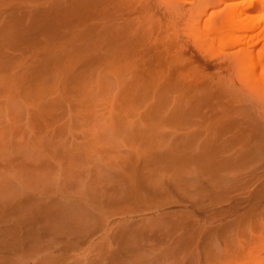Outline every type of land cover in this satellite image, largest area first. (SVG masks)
I'll return each mask as SVG.
<instances>
[{
  "label": "rangeland",
  "instance_id": "obj_1",
  "mask_svg": "<svg viewBox=\"0 0 264 264\" xmlns=\"http://www.w3.org/2000/svg\"><path fill=\"white\" fill-rule=\"evenodd\" d=\"M29 1L30 2L34 1L35 3H37L38 9H41L42 8L41 4L46 2V0H20V2L24 4H27ZM174 1L175 0H171V2H174ZM179 1L180 2L183 1L182 2L183 4L186 3L184 4L185 7L189 8L187 9V11L188 12L190 11L193 16L191 17L189 16L190 18L186 17L185 21L177 25L174 23L173 25L171 24V27L170 25H168L167 31L163 30L164 32L162 31V34H160L158 37L163 35V37L167 40V38H170V37L172 38L174 36L172 38V42L175 45V48L173 49V53L175 51H177V53L178 51L180 52L178 53L179 58H180L179 59L180 64H181L180 68L178 69L179 70L178 72H181L180 74H185L186 76L187 73L193 70V72L195 71L194 73H199L203 76L202 79L200 80L201 83H204L206 80L208 81V83L204 85L205 87L208 86V87L215 88L217 85L219 86L221 84L223 88L229 90V91H226V93H224L223 90L225 89L222 88L223 93L221 96H218L221 93V88H220L221 85L220 87H217V88H220L219 94L216 88L215 89L217 93L214 91H211L212 88L208 89V92L209 91H211V93L213 92L212 95L205 91L206 93L209 94L210 98L214 97L217 94H218L217 96L219 97L217 98L216 96L217 99L214 98V100L216 99L217 102H214L213 98L210 99L211 101L208 100L207 98L209 97H208V94H206L207 103H209L210 101V103L214 104L212 105L213 107L219 102L220 106L223 108L221 109L220 107L219 109L216 107L217 106L216 105L215 107L211 109L214 110V108H217V110H222L221 112L223 113H225V111L223 110L224 109L226 110V108L224 107L228 106L229 109L226 110V114H223L221 112L219 113L218 111L215 110V111H212V113L216 112L217 114L216 113L214 114L217 116H214V114L210 115L211 109L209 110V108L211 107V104L209 103L210 107L207 106V104L205 103V99H204L205 106L207 107L203 105L204 103H201V105L203 107L202 110L207 109L205 111H202V112H206L205 114L206 117L205 115H202L200 116L201 118L198 120L201 121L200 122L201 124L202 123L207 124L205 125L204 128H208L211 124L216 123L217 121H219L218 119L222 117V116H218V113L223 116H227V114H229L227 117H223V119L221 118L220 119L225 120L228 118L227 119L228 121L225 120V122L230 123L231 121V124L233 122L237 123L238 119H240L239 123H240L241 128L242 126L243 127L246 126L245 128H242L241 130L237 128L239 126V123L238 125H236V127H230L231 124H229V126L228 124H226L227 127H230V128H227V130L230 131L231 134L227 133V130L226 132H223V130L225 129L223 126H220L222 125L223 121H219L217 125H219L220 128L222 127L223 129V130L221 129L220 132L226 133L224 136L219 135V136L224 137V138L221 137L222 140L223 139L226 140L225 143H223L224 140L223 142L221 141L223 145L221 143L219 146L222 145V147H225V145H227L226 142H229L227 140H231L232 142L234 141L233 143L232 142L228 143L226 147L228 146H231V147L226 148V152H225L226 154L223 153L224 156L226 155V158H223L224 156H222L223 155L222 154L221 155L222 159L224 161L228 159L231 162V163L229 162L231 164V166L229 167H232L233 163H235V165L241 163L240 165L242 166H240L239 168H237V166H234V169L233 168L221 169V171L224 170L225 175L224 174L222 175V172H219L220 171L219 170L218 172L221 174L220 176H218L219 180H217V182H220L221 178H224V177H225V180L222 179L221 183L214 182L216 183V185L213 183L212 185L214 186H211V187L206 182H205L206 184H203L204 182H200V181H197L196 183L195 182L196 180H192V176L189 174H187L186 176L184 173L182 174L178 172L176 174L174 171H171L172 167L170 168L168 158H165L163 155L162 157L160 156L169 148V145L172 143L174 139H177L178 137L180 138V136L183 135L184 137H187V139H184L185 141H183V144L186 143L187 142L186 140L189 139L190 132L192 133L193 129L192 128L187 129L186 127H181V129L186 128L185 130L184 129L181 130L178 125H177L178 126L177 128H179V130H177L176 127H174V129H171L172 127L170 125H173V124H170V123L172 122H167L169 121V116H167V114H169L168 112L171 111L170 109H173V107H171L172 104L168 103V102H172L171 99L167 102V106H164L163 108L160 107L161 113L160 111H158V108H155L157 106H154L158 104H154V103H159V102H156L158 101L157 100L158 95H161V96L163 95V97H165L164 99H166V96L170 97L173 95L171 97L173 98L179 95V100L181 99L180 102H185V101H188V99H192L190 97L191 95H193V92L185 91V94H183L184 92H177V93H180V94L176 93L177 95L170 94V93H166L167 94L166 95L164 93L155 92L156 97H154L155 95L153 94L154 92L153 90L152 92H150V90L149 91L147 90L145 92L141 90H131V89L126 90L123 87L126 84H129L128 82L132 80V74L128 75V73H132V72H129V69L135 72H136V69L137 71H141V70H138L137 68L138 66H137L135 67L136 69L134 68L135 70H133V68L126 69L127 70L126 72L125 68L129 66L128 63L130 59L127 62V65L125 62H116V63H113L111 66H107V63L106 62L103 63L101 60L99 61L97 60L90 65L88 64L84 66H74L73 65V70L81 71L84 73V75L86 76L84 80L81 82L65 83V86L67 87L68 92H66L64 88L59 86L57 93H53L51 95L45 96L48 98V100H51V99H54V98L56 99L60 97V95H63V94L66 95L67 100L69 102H64L63 106L66 107V103H69L71 105L70 115L65 114L62 118H60L58 122H56V124L52 125L53 127L51 126L48 129L47 134L44 131L42 134L43 136L41 135V138H40L41 139V142L39 143L40 145L38 147L36 146L37 148H34V147L32 148V146H29L30 149L28 152H31L32 154L34 153V155L41 154L43 156L46 155L49 157H55V159H58L57 161L60 160L58 163L59 164L61 163L60 164L61 166L55 164L52 168L45 170L44 176L47 177V175L50 174L48 176L49 177L48 181L51 182V184L49 182L50 185H54V184L59 185L60 183L63 189L67 190L68 192L74 195V196L72 195L73 196L72 200H74V211L77 210V212L75 211L74 217L76 218L77 215H79V217L77 216L78 218L74 220L73 233L72 231L69 232L68 235L70 236H67V234L66 235L62 234L60 236H57L56 238L57 242L55 241V244L53 243L54 246L47 245L46 241L48 239L46 240L45 238H42L43 244H42L41 249L43 250H40L41 254L40 252L39 253L36 252L35 257H32V256L29 257L30 255H32L30 254V252H33V251L25 249L22 255L24 256L25 254L26 257L24 256V258L25 259L28 258L29 261L25 260V261H28L27 263L34 264L33 261L37 257L36 254L38 255L40 254V258L39 257L36 258L38 260L41 258H43L42 260H44L46 259L45 257H50L53 254V256L55 255L58 256V258H56L57 260L56 263L53 262L55 264H110V262L111 264H113L114 262H115L114 264H122V263L123 264H139L138 261L140 259V256L146 252L147 254L145 253L144 255H148L151 253L154 254V255L151 254L150 256L148 255L149 257L147 256L145 260L147 262H149V260H152V259L155 260L157 256L159 257L163 256L162 254H167L168 257L171 256L170 258L163 257L162 259H159V257H157L160 260V262H162L161 264H188V263L189 264H195V263L196 264H264V143H263L264 142V118L261 120L256 119L255 115H252V113L245 111L246 110L245 104L243 103V101L240 100V97L237 96L236 92H234L233 90L231 91V89L227 88V85L225 84L226 83L225 81H227L226 77L228 76V73L231 74L234 71L231 72L224 68V65L228 64V59H227L228 56H225L221 53L220 54L217 53V52H220V50L218 49V40L214 39L215 35L210 34L211 32L209 31L211 30H208V29L206 30V28L203 27L205 24L202 25L203 23H201L200 25L195 24L196 26L193 28V25L195 23L193 20L194 19L193 17L195 16V14H197V12H200V10L206 7L204 6V3L207 4V2H204L205 0L196 1V2H194L193 0L192 1L191 0H179ZM190 2H193V3H190ZM175 3H177V1ZM182 3L180 4L183 5ZM206 17L207 16L205 15L204 19ZM165 25H166V21H165ZM66 26L67 25H63V26L61 25L59 27L58 34H61L59 38H57L56 36L51 39L52 40L51 42H47L40 37L41 40L36 45H29L28 42L21 43L19 47L15 48L16 53H13L15 49H11L9 51L10 55L14 57H18V58L20 57L25 58V62H28V65L31 64L30 63L31 61L29 60H31L33 58L32 56L35 54L38 57L43 58L46 52L52 49H55L56 47H59L61 43H65L68 40L66 39L67 37L66 35L70 34L69 32L70 30H69V27L68 26L66 27ZM198 27L201 29L199 30ZM206 27H209V26H206ZM176 30L180 31L179 36L176 35L177 33ZM165 32H169V33L168 34L166 33L165 35ZM169 34H173V35L169 36ZM207 35H208V38H207ZM63 36L66 39L64 40L65 42L62 40ZM210 38L217 40L215 44L214 42L213 44L212 42H210L211 41ZM61 40L63 42L60 43ZM209 42H210L209 48L216 45L217 46L216 49H218L219 51L215 50L214 52H210V50L212 51L214 48H211L208 51L207 45L209 44ZM207 52L209 53L206 54ZM210 53L212 55H210ZM215 54L222 55L221 57L219 56L221 59L219 60L218 55H215ZM224 56L225 58H222ZM0 60L2 61V62L0 61V67L1 66L3 67V68L1 67L2 69L0 68V79H1V73H2V76L4 74L5 75L7 74L6 75V78H8L7 80L10 81V83H13L12 79L10 80V78L12 77V74L14 72L15 73L21 72L22 69L18 66V62L16 61V59L15 61L12 59L13 62L9 60H4L1 58ZM135 60L137 59H134V61ZM218 60H219V63H218ZM3 62L5 63V65L3 64ZM14 62L17 64H14ZM193 62L195 63L194 66H192ZM9 64L10 66H8ZM14 65H17V67H14ZM4 66H7V67L4 68ZM11 66H13L14 68H12ZM140 69L144 70L143 68H140ZM219 71L221 72L222 75L220 73H217ZM239 71H240V67L236 69L237 75L244 73L243 70H241V72ZM224 73H226V75ZM192 75L194 74L192 73ZM4 76H3V79L5 78ZM188 76H190V74H188ZM199 76L200 75H198V78H196L197 76L193 77L195 79H191L190 82L191 83L194 82L196 84V79H200ZM61 77L62 76H60V78ZM211 77L212 78L214 77V79H211ZM222 78H224V80ZM3 79H1L2 81L0 80L1 81L0 82V110H1L0 111V124L4 123L3 125H6V123L9 122V120H11L12 123L15 121V123H13V126H14L12 130L13 134H11L13 135V139L12 138L10 139V143L13 147L11 145H10L11 147L8 145L9 147L5 149L6 151L8 150L15 151L18 148L17 145H21L22 143L29 144V145L32 144L29 132L22 130L20 134V127H21L20 125H24L25 123L24 120H26L28 116L27 110H30V111L33 110V103H35V100H32V98L30 99V97L23 95L21 93L20 94L13 93L15 94V96L13 97V94H11V89L9 90V86L10 88L14 89V85L13 87H11V85H9L10 83L9 82L4 83L5 79L4 81ZM124 81H126V84ZM186 82L190 83L189 81H186ZM197 82H199V80ZM6 83L9 85V86L7 85L8 87L6 86ZM56 83L57 82L55 78H49V79L41 80L39 82V87L41 89L45 88V89L52 90L55 87ZM194 83L191 84L192 86L190 88H192V90L195 92H198V91L200 92L201 89L205 88L203 87V88L198 89L197 87L198 85H196V87H193ZM201 83H198L201 85L199 87L203 86ZM193 88L194 89L196 88V89L194 90ZM5 92H8V94ZM9 92H10L11 98L9 97ZM187 92L191 94H188ZM259 92L260 93L251 92L252 95L255 97L256 105L264 103V92L262 91H259ZM200 93H198V96L199 95L200 97L203 95L206 96L205 93L204 94H202V92ZM182 96H183V99H186V100H182ZM185 96H189V98H186ZM198 96L196 97L192 96L196 98L195 99L197 100L196 103H198V99H197L199 98ZM17 98L20 100L17 101ZM9 99H11L12 102ZM162 102L163 101H161L160 103ZM172 103H176V102L173 101ZM169 104L171 105L170 107L168 106ZM184 104L191 105L190 103H184ZM198 104H194V105H198ZM19 105L21 106L22 111ZM7 106L9 109L6 108ZM208 110L210 111V113ZM202 112L200 113V115L203 114ZM197 115H195L196 118H197ZM209 115L216 117V118L214 120L212 117H211L212 119H209L207 117ZM242 115L244 116L247 115L246 116L247 118L243 117ZM128 118L130 120H128ZM152 118H155L156 120ZM234 118H236V120ZM202 119L205 121L213 120L214 122L213 121H210L212 123H208L207 121L202 122ZM194 120L198 121L197 119H194ZM242 120H244V123H242L243 122ZM180 122L182 121L180 120ZM64 124L65 126H63ZM256 124H258V126L260 127L255 126ZM174 126H176V124H174ZM211 126L214 129L216 127V124L211 125ZM248 126L250 130H247ZM60 127H62L61 130L59 129ZM254 127H256V129H254ZM217 128L218 127H216L215 130L218 133ZM233 128H237L238 130L236 129L232 130ZM235 131L236 132L238 131V134ZM243 131L247 132V133H244V135L245 134L247 135L248 133H253V134H249L250 136L249 140L247 139L248 135L246 137L243 135ZM184 132L186 133L184 134ZM44 134L49 138H47ZM9 135L8 137L10 138L11 135L10 136ZM191 136H193V133L191 134ZM237 139H239L240 141ZM202 140H204V138H202L200 142H203ZM219 140L221 139L218 138V141ZM258 140L260 142H258ZM240 142H242V144L244 145L241 146ZM245 143L247 145H245ZM41 144L43 145V147ZM229 144H234V145H229ZM155 145H158V146H155ZM248 145H251V146L249 147ZM150 147L152 148L153 151H151ZM160 147H161L160 151L156 150V149H159ZM2 148L4 147L0 146V149ZM233 148L234 149L236 148V150H234ZM253 148L256 149L255 150L256 153L252 151ZM245 152H248V154ZM158 154L160 156H158ZM70 155L71 156L74 155L73 160L72 158H70ZM137 156L138 158H136ZM141 156H143L144 158H141ZM139 157L143 160H140ZM159 157L161 159L164 157L163 160H167L164 163H167V164L163 165L164 164L162 163L163 161H161V164H160L158 162ZM234 157L237 160H235ZM230 158L236 162H233ZM146 159L151 161V163L149 162V166H148L149 168H147L146 165H144L145 164L144 161H146ZM228 160L226 161L228 162ZM160 165L161 166L163 165V167H160ZM183 165H179L180 168L178 169L181 170L182 167L184 168L185 166ZM228 165L229 164L224 165V166L228 167ZM70 166L71 167L74 166V167L71 168ZM134 166L136 167L134 168ZM69 170L73 176H70L71 174L69 173ZM72 170L73 172H71ZM183 170H185V168ZM62 171H63V174H62ZM64 171L70 174V175L68 174L69 178H68V175L65 174ZM180 172H183V171H180ZM227 172L229 174L231 173L230 177L227 175ZM143 173L147 175H143ZM131 174H133V176H126L127 178L126 180L131 181V183L133 182V184H129V186H132L131 188L127 186L129 182L128 183L123 182L124 184L121 183L123 184L122 186L126 185L124 186L125 188L120 186V184L118 185L117 182H119L121 179H122L121 181L123 180L126 181L125 175H131ZM141 174L143 176H149L150 178L154 179L155 182L149 181L151 184L156 183V182L161 184L160 186L162 188V191H164V194L161 192H157V195H155V193L154 194L148 193L150 189L148 188L149 184L147 185L146 183L149 178L143 177V176L141 177L140 176ZM120 175L122 176V178L120 177ZM123 175H124V178H123ZM175 175L176 176L178 175V176L176 177ZM51 176H52V179H50ZM66 176L69 180L70 179L71 180L68 181V179L65 178ZM129 177L135 178V180L133 179L130 180L128 179ZM144 178L146 179V181ZM60 179H63V180L66 179V180L63 183V180H60ZM57 181L58 183L56 184ZM135 181L137 184L134 183ZM137 181L140 182L139 184L143 185V186L140 185L139 187V188L143 187V189L141 190L143 194L141 193V196L142 197L144 196V198L147 196V200H148V197L153 196L152 197L153 199L150 198L148 201L146 199L140 200V198L138 199L137 197L133 196L135 199L137 198V200H140L139 202H136L137 200L134 201L133 200L134 198L133 199L131 198V195H133V193H131L130 195V192H138L139 188L135 189V186L137 185L138 187L139 185ZM142 181H143V184H142ZM185 181L188 183H186ZM176 182L179 184L178 186H176ZM67 183H68V186H67ZM202 184L204 186H202ZM192 185H197V186H192ZM217 185L221 187H217ZM222 185L224 187H222ZM163 186H164V189H163ZM200 186L204 188L202 189V187ZM206 186H209V188L208 187L206 188ZM120 187H121V190H119ZM157 187H159V185H157ZM68 188L70 191L68 190ZM97 188H98V191L99 190L100 191L102 190V191L98 192ZM132 188H133V191H132ZM146 189H148V191ZM144 191H147V194ZM118 192L120 193L118 194ZM121 192L127 193L125 194V196L129 195V198H131V200L129 199L130 202H128L129 200L127 201L123 200L122 202H117V199L120 196ZM102 194H104L103 195L104 197L101 196ZM154 195L156 197H154ZM159 196H160V199L157 198ZM162 196L164 197L162 198ZM110 198H112L113 200ZM155 198H157V200H155ZM161 199L163 202H161ZM176 200L178 202H176ZM101 201H102V204H101ZM105 201L106 203L110 201H114L115 203L114 202H110V203L117 204L116 205L117 207L115 205L112 206V204L110 203L106 204L104 203ZM124 201H126L128 205L127 203L123 204ZM76 203H78L80 206L77 204L79 206L77 207ZM86 205H89V206L86 207ZM75 208H78V209H75ZM79 209H83L84 212L82 213L83 210H79ZM177 213H179V215L181 213L182 214L181 216H179ZM172 214L174 215L172 216ZM99 215L100 216L103 215V216L100 217ZM174 216H177V217H174ZM104 218H106L108 222H106L107 220ZM169 219L171 222L168 221ZM103 221L104 223L106 224L108 223L112 227L106 224H105L106 226L105 225L103 226V224H101V222ZM173 221H177V222L180 221V223H178L179 225L178 224L174 225V223H172ZM181 221L184 222V225L183 224L181 225V223H183ZM185 221H187V223ZM157 222L158 224L162 226L167 225L166 227L167 229H165L164 226L160 227V225H158ZM97 223L98 224L100 223V224L96 226L97 228H94L95 227L94 225H97ZM75 224L77 225L75 226ZM84 224L86 225L91 224L94 227H92L91 225H89L91 227H88V226L85 227ZM168 225L171 227H168ZM180 225L182 226V228ZM187 225L190 226L189 227L190 229L186 228L188 227ZM83 226L85 227V230L86 228H88L91 231V233L89 234L88 232H85V230L83 231L82 230L84 229ZM138 226H140L139 227L140 230L139 228L138 230L135 229ZM101 227L103 228L106 227V229H101ZM159 227L164 228V229H160ZM141 228L143 230L145 229L146 232H143ZM96 229H98V232ZM185 229H189L190 231L191 230L193 231L189 234L188 230H185ZM207 229L210 231H208ZM194 230H196L197 232ZM121 232L123 233V235L125 236L127 240H130L128 239L129 237L131 238V240L133 239L132 241L134 242L133 245H130L132 244L130 243L131 240L126 241L124 238H123L124 241H126L127 243L126 245L123 244L124 241H122L123 239L120 238L122 235ZM124 232H126L127 234L126 233L124 234ZM184 232H187V233H184ZM86 233L88 234V236ZM114 233H116L115 234L116 236H114ZM119 234L120 236H118ZM186 234H188L187 235L188 237H192L190 238L191 240L187 238L188 242H190V244L187 243V245H191V246H186L185 249H183V247L180 245L181 242L174 244L175 240H178V239L181 240L180 237L185 236ZM78 235L80 239H78L79 237H76ZM126 235H128L129 237H127ZM158 235L159 236L161 235V237H159ZM190 235H193V236H190ZM113 237H115L116 239L115 238L113 239ZM160 238L162 239V241L160 240ZM183 238H186V237H183ZM69 240L73 241L74 243H70ZM213 241H217V242H213ZM69 243L73 245L71 246ZM219 243L221 244V246L218 247L217 245ZM163 244H166V245H163ZM176 244H178L180 247ZM139 246L144 247V248H140ZM166 247H168L169 249ZM171 247H176V248L178 247V248L177 249L174 248L173 250ZM179 248H181V250ZM158 249L161 250V252ZM165 249L167 250L165 251ZM218 249L220 250V252L223 251L222 256L226 257V258L223 257L225 259H223L222 261L218 257L220 256V254L217 255L218 253H220ZM118 250L120 251L118 252ZM48 251L51 253H49ZM150 251L152 252L150 253ZM163 252H166V253H163ZM118 253L122 255L119 256ZM201 253L203 254L201 255ZM27 254H30V255L28 256ZM193 255L195 257H192ZM197 255L200 258L197 257ZM121 257L124 258L123 262L121 261V259H119L120 261L118 260V258H121ZM154 262H157V261H154ZM20 263L24 264L23 261H21Z\"/></svg>",
  "mask_w": 264,
  "mask_h": 264
},
{
  "label": "bare ground",
  "instance_id": "obj_2",
  "mask_svg": "<svg viewBox=\"0 0 264 264\" xmlns=\"http://www.w3.org/2000/svg\"><path fill=\"white\" fill-rule=\"evenodd\" d=\"M176 1H177V3H175ZM193 1L196 2V1H201V0H193ZM182 2H180L179 0H175L174 2H171V0H46L45 3L41 4L42 8L38 9L37 8L38 4L35 3L34 1L33 2L29 1L27 4H24V3L20 2V0H3V1L0 0V58L4 59V60H9L11 62H13L12 59L14 61L16 59V61L18 62V66L22 69L21 72H17V73L14 72L12 74V77L10 78V80L12 79L13 83H10V81L7 80L8 79V78H6L7 74L6 75L4 74L5 76L3 75L5 77L4 78L5 81H4L2 73H1V79H3L4 83L9 82L10 83L9 85H11V87H13V85H14V89H13V88H10V86L6 83V86L7 85L9 86V90L11 89V94H13V93L20 94L21 93L23 95L30 97V99L32 98V100H35V103H33V110L32 111L27 110V114H28L27 119L24 120L25 121L24 125H20L21 126L20 127V134H21L22 130L29 132L32 144H30V145L25 144V143L23 144L21 142L22 144L17 145L18 148L15 151L14 150L6 151L5 149H7V147H9L11 145L10 139L11 138L13 139V135H11V134H13V131H12L13 127H14L13 123H15V121L12 123V121L9 120V122H7L8 125H7V123H6V125H3L4 123L0 124V146L4 147V148L0 149V264H21L20 263L21 261H23L24 264H29V263H27L29 261L28 258L27 259L24 258L25 254H24V256L22 255L25 249L33 251V252H30V254H32V255L27 254L28 256L30 255L29 257H31V256L35 257L36 252L39 253L40 250H43V249H41L42 244H43L42 238H45L46 240L48 239L46 241L47 245H53L54 246L55 241L57 242V240H56L57 236H60L62 234H65V235L67 234V236H70V235H68V233L71 231L73 233L74 220L79 217V215H77V214L76 215L78 217L77 216H76V218L74 217L75 211L77 212V210L74 211V200H72L73 199L72 197L74 195L72 193L68 192L67 190L63 189L62 185H60V183H59V185H55V184L50 185L51 182L48 181V178H49L48 176L50 174L47 175V177L44 176L45 170L52 168L55 164L61 166L60 165L61 163L60 164L58 163L60 160L57 161L58 159H55V157H49L46 155L43 156L41 154L40 155L36 154V155H38V156H36V155H34V153L32 154L31 152H28L30 149L29 146H32V148L33 147L37 148L40 145L39 144L41 142L40 138H41V135L43 134L44 131L47 134L48 129L52 125L56 124V122H58V120L60 118H62L65 114L70 115L71 105L69 103H66V107L63 106L64 102H69L67 100L66 95L63 94V95H60V97H58L56 99L54 98L51 100H48V98L45 96L51 95L53 93H57L59 86L64 88V90L66 92H68V89L65 86V83H67V82H71V83L81 82L84 80V78L86 77L84 75V73L81 71L73 70V65L74 66H84L87 64L90 65L97 60L98 61L101 60L103 63L106 62L107 66H111L113 63H116V62H125L127 65V62L130 59L129 63L130 62L131 63L130 64L128 63V65L130 67L127 66L125 68V70L128 68H131V69L133 68V70H135L136 69L135 67L138 66L137 67L138 70H141V71H137V69H136V72H135V71H131L129 69V72H132V73H128V75L132 74V80H130V82H128L129 84H126V81H124L126 85L123 88H125L126 90L127 89L141 90L144 92L147 90L148 91L150 90V92H152V90H153L154 91L153 94L155 95L154 97H156L155 92L164 93V94L170 93V94H174V95L180 94L177 92H184L183 94H185V91L193 92V95H191V97H190L192 99H188V101H185V102H180L181 99L179 100V95L176 97H173L174 100H173V98H171L173 95L170 97L166 96V99H164L165 97H163V95L162 96L158 95V97H157L158 101H156V102H159V103H154V104H158V105H154V106H157L155 108H158V111H160V113H161L160 107L163 108L164 106H167V102L170 99L172 102L175 101L176 103L168 102V103L172 104V106L170 104L168 106L173 107V109H170L171 111L168 112L169 114H167V116H169V121H167V122H172L170 124H173V125H170L168 123H166V124L170 125L172 127L171 129H174V127L177 128L178 126L180 129H181V127H186L187 129L188 128L193 129V132H192L193 136H191L192 133L190 132V137L188 136L189 139L186 140L187 141L186 143L183 144V141H185L184 139H187V137H184L182 135L179 138L176 135L179 139L178 138L174 139L171 144L168 143V144H170L169 148L163 154H161V156L159 155L160 153L158 154V156H160V157H162V155H163L165 158H168L170 168L172 167L171 171H174L176 174L178 172L182 173V174L184 173L185 176L187 174H189L192 176V180H196L195 181L196 183H197V181L204 182L203 184L207 183L211 187V186H214V185H212L214 182H217V180H219L218 176H220V174H221L219 172H222V175L223 174L225 175L224 170L221 171V169H229V168L234 169V166H237V168L242 166V165H240L241 163L236 164V165H235V163H233V166L229 167V166H231V164H230L231 162L228 159H226V160H228V162L225 160L226 161V163H225V161L222 159V156H224V154H226L225 153L226 148L231 147V146H228V147H226V146L228 145L229 142H232V141L227 140V141H229V142H226L227 145H225V147H222L223 143H225L226 140L223 139L224 140V142H223V140L221 138L226 134L223 132H226L227 128L236 127V125H238L240 119H238L237 123L233 122L232 124H231V121H230V123L225 122V120H227L228 118L225 120H221V119H223V117H227L229 114H227V116H223V115L219 114L222 111V110H217V108L220 109V107H221L219 102H218L219 105L215 103L217 105V106L215 105L217 108H214V110L211 109L215 106L212 107V105H214V104L210 103V101H211L210 99L213 98V100H214V98H216V96L219 94V91H220L219 89L221 88V93L218 96H221L223 92L226 93V91H229V90L223 88L221 84H220L221 87H220V85L219 86L217 85L215 88L217 89L218 94L215 95L214 97L210 98L209 94H211V95L213 94V92L211 93V91H214L216 93H217V91L215 88L204 86L208 83L207 80L204 83H201L200 80L203 77L201 74L194 73L195 71L193 72V70H191V72L187 73V75L185 76V74H180L181 72H178L179 71L178 69L181 66L180 60H179L180 58L178 55V53H180V52L178 51V53H177V51H175L173 53V49L175 48V45L172 42V38L174 36L172 38L171 37L167 38V40L163 37V35L158 37L160 34H162L163 30L167 31L168 25H170V27H171V24L173 25V23L177 25V24L185 21L186 17L193 16L190 11L189 12L187 11V9H189V8L185 7L184 4H186V3L183 4ZM204 2H207V4H205ZM204 2H203L204 6H206V7L203 8L202 10H200V12H197V14L194 13L195 16L193 17L194 18L193 20L195 23L193 25V28L196 26L195 24L200 25L201 23H203L202 25L205 24L203 27H205L206 30L207 29L211 30V31H209V32H211L210 34L215 35V37L214 36L213 37H214V39L218 40V49L220 50V52H217V53L218 54L221 53L225 56H228L227 57L228 64L224 65V68L226 70L231 71V72L234 71L231 74L228 73V76L226 77L227 81H225L226 82L225 84L227 85V88L231 89V91L233 90L234 92H236L237 96L240 97V100L243 101V103L245 104V107H246L245 111L252 113V115H255L256 119L261 120L264 118V103L256 105L255 97L252 95L251 92H253V93L254 92L260 93L259 91L264 92V0H205ZM180 3H182L183 5H181ZM190 3H193V2H190ZM158 15H160V16H158ZM205 15L207 16L206 18H208V19H206V18L204 19ZM165 21H166V25H165ZM186 21H188V20H186ZM191 21H192V19H191ZM61 25L62 26L67 25L69 27V30H70L69 31L70 34L66 35L67 36L66 39H68L66 42L64 41V40H66L65 37L64 36L62 37V40L66 44L61 43V42H63L61 40L60 41L61 47L59 45V47H56L55 49H52V50L46 52L45 56L43 58H40L35 54L32 56L33 58L31 57L32 59L29 60V61H31L30 62L31 64L28 65V62H25V58H23V57L18 58V57H14V56L10 55L9 51L11 49H15V48L19 47V45L21 43L28 42L29 45H36L38 42H40L41 38L47 42H51L52 41L51 39L53 37L57 36V38H59V36H61V34H58V29ZM206 26H209V27H206ZM200 29L201 28H199V30ZM166 33L168 34L169 32H165V35H166ZM179 33H180V31H177L176 35L179 36ZM170 35H173V34H169V36ZM207 38H208V35H207ZM214 39L210 38L211 41L210 40H208V41L212 42V44L214 42V44H215V42L217 40H214ZM210 42L208 44L209 46L207 45V50L209 51L211 48H214L212 51L210 50V52H214L215 50L219 51L218 49H216V47H217L216 45H214L215 47L211 45L212 47L209 48ZM195 43H196V41H195ZM14 51H13V53H16V49ZM202 51H203V49H202ZM73 52H74V54H73ZM13 53H11V54H13ZM208 53L209 52H207L206 54H208ZM218 54H215V55H218ZM210 55H212V54L210 53ZM219 56L221 57L222 55H218V57ZM225 56L222 58H225ZM220 57H219V60L221 59ZM134 59H137V60L134 61ZM189 59H191V58H189ZM219 60H218V63H219ZM11 62H10V64H11ZM191 63H192V61H191ZM3 64L5 65L4 62H3ZM10 64L8 66H10ZM14 64H17V63L14 62ZM131 64H133V65H131ZM194 64L195 63L193 62L192 66H194ZM5 67H7V66H4V68ZM11 67L12 68L17 67V65H14V67L13 66H11ZM238 67H240L239 72H241V70H243V72H244L243 74H238V75L236 74V69ZM140 68H143L144 70H142ZM191 68H193V67H191ZM56 72H58V73H56ZM126 72H127V70H126ZM133 73H135V74H133ZM192 73L194 75H192ZM217 73L221 74L220 71ZM188 74H190V76H188ZM224 74L226 75V73H224ZM198 75H200L199 76L200 79H196V84L193 82L194 83L193 87H196V85H198L197 86L198 89L205 87V88L201 89L200 92H202V94L205 93V95L209 93L208 94L209 98H207V95L206 96L203 95L201 97H200V95L198 96V93H200V92L199 91L195 92L192 90V88H190L192 86L191 84H193L190 82V80L195 79V78H193L195 76H197L196 78H198ZM234 75H235V77H234ZM60 76H62V77L60 78ZM190 77H192V78H190ZM49 78H55L56 79L57 83H56L55 87L52 90L51 89H45V88L41 89L39 87V82L41 80H45V79H49ZM211 79H214V77L213 78L211 77ZM222 79L224 80V78H222ZM198 80H199V82H197ZM186 81H189L190 83H187ZM198 83H201L203 86L199 87L201 85ZM223 83H224V81H223ZM217 87H220V88H217ZM209 88H212V90L208 92ZM222 88L225 90H223ZM6 89H8V88H6ZM222 90H223V92H222ZM205 91L208 93H206ZM245 91H247V92H245ZM194 92H195V94L196 93L197 94L195 95ZM5 93L8 94V92H5ZM183 94H181V95H183ZM188 94H191V93H188ZM188 94H186V95H188ZM10 96L11 95L9 92V97ZM14 96H15V94H13V97ZM192 96H194V97L198 96L199 97V98H197L199 104L196 103V101H197V100H195L196 98H194ZM218 96H217V98H219ZM185 97L189 98V96H185ZM206 98L208 100H210L209 103L211 104V107L209 106V103L206 102V100H207ZM204 99H205V103L207 104V106L210 107V108L208 107L209 110L211 109V113L208 110L210 115L211 114L213 115L214 113H216V112L212 113V111L216 110L219 112L218 116H222V117H220L221 119L219 118L218 120L223 121L222 125H220V126H223L225 130H223L222 127L220 128V126L217 125V123L219 121L211 124V125L216 124V127H218L217 128L218 133L215 130V128H216L215 126H213V127H215L213 129L212 126L209 124L210 126L208 125L209 126L208 128H210V129H208V128H204L205 125H207V124H205V123L201 124L200 123L201 121L198 119L201 118L200 116L206 114V112H202V111L207 110V109L202 110L203 107H202L201 103H204ZM216 99L214 100V102H217ZM9 100H11V99H9ZM18 100H20V99L17 98V101ZM32 100H31V102H32ZM182 100H186V99H183V96H182ZM190 100H192V101L194 100L193 102H195V103H193ZM161 101H163V102L160 103ZM11 102H12V100H11ZM184 103H190L191 105H186ZM205 103L203 104L204 106H205ZM161 104H163V105H161ZM192 104H193V106H192ZM194 104H198V105H194ZM207 106H205V107H207ZM6 108H8V106ZM20 108H21V106H20ZM224 108H226V110L229 109L228 106L224 107ZM64 109H65V111H64ZM221 109H223V108L221 107ZM226 110L225 109L223 110V111H225V113H223V112H221V113L226 114ZM21 111H22V108H21ZM201 112L203 114L200 115ZM195 115H197V118L195 117ZM209 116H207L209 119L213 118V120H214L216 118L213 116H210V117ZM214 116H217V115L214 114ZM242 116L246 117L247 115L246 116L242 115ZM205 117H206V115H205ZM162 118H164V117H162ZM152 119H155V118H152ZM194 119H197L198 121H196ZM234 119L236 120V118H234ZM128 120H130V119L128 118ZM180 120L182 122H180ZM213 120H206V121L208 123H212L210 121H213ZM203 121L206 122L205 120L202 119V122ZM242 121L241 122L244 123V120H242ZM250 121H252V120H250ZM234 123H236V124H234ZM258 123H260V122H258ZM174 124H176V126H174ZM219 124H221V123H219ZM226 124H228V126H229V124H231V126L227 127ZM163 125H165V124H163ZM63 126H65V124ZM255 126H258V124H256ZM245 127L242 126V128H245ZM258 127H260V126H258ZM179 128H177V130H179ZM186 128H183V129L185 130ZM237 128L240 130L242 129L240 126V123H239V126ZM237 128H233L232 130H234V129L238 130ZM247 128H248L247 130H250L249 126ZM15 129H14V131H15ZM59 129L61 130L62 127H60ZM183 129H181V130H183ZM221 129L223 130V132H220ZM252 129H251V131H252ZM254 129H256V127H254ZM255 132H257V131H255ZM9 133L11 135L10 138L8 137ZM185 133L186 132H184V134ZM227 133L231 134V132L228 130H227ZM236 133L238 134V131ZM244 133H247V132L243 131V135H244ZM249 134H253V133L247 134L248 140L250 137ZM219 135H223V136H219ZM247 135L245 134L244 136L246 137ZM47 138H49V137H47ZM202 138H204V140H202L203 142H200ZM218 138H220L221 140L218 141ZM23 140H25V139H23ZM237 140H239V139H237ZM47 142H48V140H47ZM47 142H45V143H47ZM258 142H260V141L258 140ZM179 143H181V144H179ZM221 143H222V145L219 146ZM234 144H229V145H234ZM240 145L242 146L244 144H242V142H240ZM245 145H247V144L245 143ZM150 146H152V145H150ZM155 146H158V145H155ZM248 146L250 147L251 145H248ZM42 147H43V145H42ZM42 147H41V149H42ZM255 147H257V146H255ZM160 149H161V147L159 149H156V150L160 151ZM241 149H243V148H241ZM234 150H236V148ZM255 150L256 149L253 148L252 151L255 152ZM53 151H55V150H53ZM151 151H153L152 148H151ZM237 153H239V152H237ZM245 153L248 154V152H245ZM71 154H73V153H71ZM227 154H229V153H227ZM138 156L136 158H138ZM160 157L158 158V162L160 164H161V161H163L162 163L167 161V160H163L164 157L162 159ZM236 157H238V156H236ZM70 158H72V160H73L74 155H72V156L70 155ZM141 158H144V157L141 156ZM141 158H140V160H143ZM147 158H149V157H147ZM223 158H226V155ZM159 159H161V160H159ZM234 159L237 160L235 157H234ZM232 161L236 162L234 160H232ZM238 161H240V160H238ZM144 162H145L144 165H146V167L149 168L148 167L149 162L151 163V161L146 159V161H144ZM154 162H152V163H154ZM243 162H245V161H243ZM181 163H183L185 165H183ZM165 164H167V163H164L163 165H165ZM227 164H229L228 167L224 166ZM134 165H135V163H134ZM163 165L162 166L160 165V167H163ZM179 165L185 166L184 167L185 170H183L184 169L183 167L181 168V170L178 169V168H180ZM73 167H71V168H73ZM135 167L136 166H134V168ZM180 171H183V172H180ZM71 172H73V170ZM120 172H122V171H120ZM69 173H70V170H69ZM69 173L65 172V174H67V175ZM62 174H63V171H62ZM69 175H68V178H69ZM121 175H120V177L122 178ZM143 175H147V174L143 173ZM143 175L141 174L140 176L142 177ZM227 175L230 177L231 173L229 174L227 172ZM70 176H73V175L71 174ZM126 176H133V174L125 175V180L127 179ZM171 176H173V175H171ZM143 177H147V178L151 179V180L148 179V181L146 183L147 185L149 184L148 188L150 190L148 193H150V194L155 193V195H157V192H161L164 194V191H162V188L160 186L161 184H159L157 182L151 184L149 181L155 182L154 179L150 178L149 176H143ZM65 178L68 179L67 176ZM123 178H124V175H123ZM50 179H52V176ZM128 179L135 180V178H132V177H129ZM222 179L225 180V177L221 178V180ZM60 180H63V179H60ZM65 180H63V183ZM70 180L68 179V181H70ZM121 180L119 181L120 183L117 182L118 185L120 184V186H122L124 184L123 182H125V183L129 182L127 186H129V184H133V182L131 183V181H128V180H126V181H124V180L121 181ZM221 180H220V182H217V183H221ZM68 181H66V182H68ZM145 181H146V179H145ZM170 181H171V179H170ZM175 181H177V180H175ZM49 182H50V184H49ZM189 182H190V180H189ZM222 182H224V181H222ZM57 183H58V181L56 182V184ZM121 183H123V184H121ZM134 183H136V181ZM139 183L140 182H138V184ZM186 183H188V182H186ZM142 184H143V181H142ZM156 184L159 185V187H157ZM203 184H202V186H204ZM214 184L216 185V183H214ZM223 184H225V183H223ZM140 185L141 184H139L138 187L136 185L135 189L139 188ZM178 185L179 184L176 182V186H178ZM218 185H220V184H218ZM218 185H217V187H221ZM230 185H232V184H230ZM67 186H68V183H67ZM124 186H126V185H124ZM124 186H122V187H124ZM141 186H143V185H141ZM171 186H173V185H171ZM192 186H197V185H192ZM202 186H200V187H202ZM209 186H206V188L207 187L209 188ZM129 187L131 188L132 186H129ZM222 187H224V186L222 185ZM159 188H161V189H159ZM203 188L204 187H202V189ZM212 188H214V187H212ZM142 189H143V187L139 188L138 192H130V195H131V193H133V195H131V198L133 199L134 198L133 196H135L138 199L140 198V200H144V199L147 200V196L145 198H144V196L143 197L141 196V193H142L141 190ZM163 189H164V186H163ZM68 190H69V188H68ZM119 190H121V187ZM146 190L148 191V189H146ZM97 191H98V188H97ZM101 191L99 190L98 192H101ZM132 191H133V188H132ZM147 191H144V192H146V194H147ZM98 192H96V193H98ZM96 193H95V195H96ZM106 193H108V192H106ZM115 193H117V192H115ZM119 193L120 192H118V194ZM125 194H127V193L121 192L120 196L118 195L119 197L117 199V202H122L123 200L127 201L129 199L131 200V198H129V195L125 196ZM103 195L104 194H102L101 196L104 197ZM155 195H154V197H156ZM152 197H148V200L150 198L153 199ZM163 197L164 196H162V198ZM99 198H101V197H99ZM137 198L136 199L134 198L133 200L135 201V200H137ZM141 198H143V199H141ZM157 198L160 199V196ZM157 198H155V200H157ZM110 199H112V198H110ZM172 199H174V198H172ZM189 199H190V197H189ZM130 200L128 202H130ZM140 200H137L136 202H139ZM114 201H110V202H114ZM126 201H124L123 204L124 203L126 204L127 203ZM110 202H108V203H110ZM161 202H163L162 199H161ZM176 202H178V201L176 200ZM104 203H106V201ZM108 203H106V204H108ZM77 204L78 203H76V205ZM101 204H102V201H101ZM110 204H112V206L117 205V204H113V203H110ZM78 205H77V207L80 206V205L79 206ZM127 205H128V203H127ZM87 206H89V205H86V207ZM75 209H78V208H75ZM79 210H83V209H79ZM137 210H138V208H137ZM83 212H84V210L82 211V213ZM139 212H140V210H139ZM80 213H81V211H80ZM85 213H87V212H85ZM162 214H163V212H162ZM177 214L179 215V213H177ZM181 214L179 216H181ZM173 215L174 214H172V216ZM102 216H100V217H102ZM174 217H177V216H174ZM104 219H106V218H104ZM183 219H181V220H183ZM76 221H75V223H76ZM168 221H170V219ZM99 222H100V220H99ZM106 222H108V220ZM163 222H165V221H163ZM166 222H167V220H166ZM181 222H183V221H181ZM185 222L187 223V221H185ZM172 223H174V225H176V224L180 223V221L179 222L173 221ZM99 224L97 223V225H94L95 227L92 226L91 224H89V225H91L94 228H97L96 226H98ZM101 224H103V226H104L106 223H104V221H103V222H101ZM157 224H158V222H157ZM182 224L184 225V222L181 223V225ZM76 225L77 224H75V226ZM89 225L84 224L85 227H87V226L91 227ZM106 225H109V224L107 223ZM158 225H160V224H158ZM84 226H83L84 229H82L83 231L85 230ZM163 226L165 229H167L166 228L167 225H163ZM163 226L160 225V227H163ZM110 227H112V226H110ZM139 227L140 226L136 227L135 229L138 230ZM168 227H171V226L168 225ZM189 227L190 226H188L186 228H189ZM250 227H251V225H250ZM164 228H160V229H164ZM181 228H182V226H181ZM87 229L88 228H86L85 232H88L90 234L91 231L89 229L88 230ZM101 229H106V227H104V228L101 227ZM177 229H179V228H177ZM189 229H185V230H188V233L190 234L193 230L190 231ZM91 230H92V228H91ZM96 230L98 232V229H96ZM139 230H140V228H139ZM141 230H143V229L141 228ZM105 231H107V230H105ZM121 231H123V230H121ZM194 231H196V230H194ZM208 231H210V230H208ZM143 232H146L145 229L143 230ZM125 233L126 232H124V234ZM132 233H133V231H132ZM184 233H187V232H184ZM115 234L116 233H114V236H116ZM121 234H122L120 237L121 239L124 238L126 241L131 240V238L128 235H126V236L129 237L128 239H130V240H127L122 232H121ZM187 235L188 234H186L185 236H181L180 237L181 240L177 238L179 241L175 240L174 244L179 243V242L183 243V244L180 243V245L183 247V249H185L186 246H191V245H187V243L190 244V242H188L187 238L190 239L192 237H188ZM87 236H88V234H87ZM118 236H120V234ZM122 236H124V237H122ZM190 236H193V235H190ZM76 237H79V235ZM159 237H161V235ZM183 237H186V238H183ZM114 238L115 237H113V239ZM78 239H80V237ZM124 239L122 241H124ZM160 240L162 241L161 238H160ZM126 241H124L123 244L126 245V243H127ZM132 241H133V239L131 240L130 243H132V244H130V245H133L134 242H132ZM69 242L74 243L73 241H70V240H69ZM213 242H217V241H213ZM218 242H220V241H218ZM191 244H193V243H191ZM194 244H196V243H194ZM197 244H199V243H197ZM57 245H59V244H57ZM70 245L72 246L73 244H70ZM163 245H166V244H163ZM176 245H178V244H176ZM217 246L219 247V246H221V244L219 243ZM140 248H144V247H140ZM166 248H168V247H166ZM171 248L174 250V248H176V247H171ZM179 249L181 250V248H179ZM161 250H162V248H161ZM161 250H159V251L161 252ZM166 250L167 249H165V251ZM119 251L120 250H118V252ZM151 252L152 251H150V253ZM219 252H220V250H219ZM222 252L217 254V255L220 254V256H218V257L221 259V261L226 258L225 256H222L223 255ZM49 253H51V252H49ZM142 253H144V252H142ZM163 253H166V252H163ZM33 254H34V256H33ZM40 254H41V252H40ZM40 254L39 255L36 254V256H37L36 258H38V257L40 258ZM144 254H142L140 256V259L138 261L139 264H146L147 261H145V260H146L147 256L148 255L150 256L151 254L154 255L153 253L148 254V255H144ZM202 254L203 253H201V255ZM120 255H122V254H119V256ZM158 255H159V253H158ZM162 255L163 256H161V257H159V256H157V257H159V259H162L163 257H168L167 254H162ZM198 255H197V257H199ZM12 256H13V258H12ZM48 256H50V255H48ZM127 256H129V255H127ZM157 257L155 260L152 259L153 261L149 260V262H147V264H159V263L161 264L162 262H160V260ZM170 257L171 256H169L168 258H170ZM185 257H187V256H185ZM192 257H195V256L193 255ZM223 257H225V258H223ZM36 258L33 261L34 264H49V263L55 264L57 261L56 258H58V256H56V255L53 256V254H52V256H50V257H45L48 260V262L46 259L42 260L43 258H41L38 260ZM219 258H217V259H219ZM119 259H121L122 262L124 260V258H122V257L118 258V260ZM194 259H196V258H194ZM208 259H210V258H208ZM25 260H28V261H25ZM174 260H175V258H174ZM150 261H152V262H150ZM154 261H157V262H154ZM53 262H55V263H53ZM110 264H111V262H110Z\"/></svg>",
  "mask_w": 264,
  "mask_h": 264
}]
</instances>
